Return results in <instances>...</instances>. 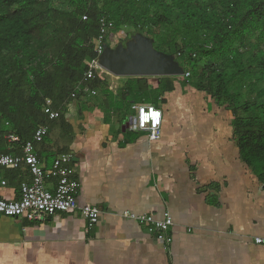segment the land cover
<instances>
[{
	"label": "crops",
	"instance_id": "1",
	"mask_svg": "<svg viewBox=\"0 0 264 264\" xmlns=\"http://www.w3.org/2000/svg\"><path fill=\"white\" fill-rule=\"evenodd\" d=\"M145 77L106 80L120 91L128 78ZM174 86L156 105L162 125L154 141L125 126L136 109L119 98L110 107L103 96L67 106L71 129L59 138L50 131L36 149L47 167L72 154L78 204L96 205L99 221L87 229L78 210L34 221L0 214V264H264V245L253 242L264 236V188L239 158L227 110ZM29 180L24 165L0 167V195L17 199ZM164 211L174 221L168 249L124 216Z\"/></svg>",
	"mask_w": 264,
	"mask_h": 264
},
{
	"label": "trees",
	"instance_id": "2",
	"mask_svg": "<svg viewBox=\"0 0 264 264\" xmlns=\"http://www.w3.org/2000/svg\"><path fill=\"white\" fill-rule=\"evenodd\" d=\"M101 18L118 30L135 27V32L152 37L155 48L173 54L189 73L128 78L119 91L121 106L130 108L138 102L156 106L175 89V81L183 93L187 86L206 92L219 106L232 109L239 158L264 186V0H0V55H10L18 72L0 82V150L8 151L9 132L18 134L22 143L45 124L49 133L41 145L59 120L67 133L71 125L65 115L71 100L79 105L84 99L93 103L105 96L108 107L115 105L100 72L79 85L86 63L95 56ZM69 71L75 73L71 76L75 83L53 105L59 116L49 120L41 107L45 95L61 85ZM83 87L95 90L96 96ZM129 100L134 102L127 105ZM18 103L35 107L28 127L16 123Z\"/></svg>",
	"mask_w": 264,
	"mask_h": 264
},
{
	"label": "built area",
	"instance_id": "3",
	"mask_svg": "<svg viewBox=\"0 0 264 264\" xmlns=\"http://www.w3.org/2000/svg\"><path fill=\"white\" fill-rule=\"evenodd\" d=\"M82 19H86V15H83ZM113 27L112 21L105 18L100 19V31L94 41L95 56L86 63L87 68L83 72L79 85L87 82L101 70H105L99 63V55L104 49V44H108L107 32ZM188 74L184 72L183 76H188ZM77 89H81L80 86H77ZM84 92H89L88 94L91 95L96 93L95 90L87 87L84 88ZM75 95L76 91H73L71 97ZM133 107L136 109V114L130 118L127 128L131 131L146 132L150 141L158 139L161 135V110L145 103L136 104ZM43 113L49 120L59 116V110L50 105L43 108ZM48 133V126L41 124L36 127L32 137L22 143L18 134L11 132L5 134L8 151L0 150V167L16 168L24 165L30 175V180L21 183L17 199H6L0 195V214L11 218L25 217L34 221L45 219L56 213L78 210L86 220L87 229H91L98 223L101 212L96 205L78 204L77 197L81 185L75 176L72 154L58 155L49 167L40 159L36 145L43 142ZM18 143L21 144L17 148ZM1 184L5 185L6 181L2 180ZM124 216L144 226L165 249L171 245L174 221L168 211H164L160 217L152 213L130 212L124 213ZM253 242L264 245V236L255 235Z\"/></svg>",
	"mask_w": 264,
	"mask_h": 264
},
{
	"label": "water",
	"instance_id": "4",
	"mask_svg": "<svg viewBox=\"0 0 264 264\" xmlns=\"http://www.w3.org/2000/svg\"><path fill=\"white\" fill-rule=\"evenodd\" d=\"M99 63L106 71L117 76L184 74V68L173 54L155 48L154 39L141 32H135L129 39L119 41L115 46L105 43L99 55Z\"/></svg>",
	"mask_w": 264,
	"mask_h": 264
},
{
	"label": "rangeland",
	"instance_id": "5",
	"mask_svg": "<svg viewBox=\"0 0 264 264\" xmlns=\"http://www.w3.org/2000/svg\"><path fill=\"white\" fill-rule=\"evenodd\" d=\"M62 5H64V4H62ZM133 34H135V27H129V28H126L124 30H118L116 27H113L112 29H110L107 32L106 38L108 39V42L111 46H115L119 41L124 42L127 39H129ZM47 49H49V48H46L45 50H47ZM100 73L105 78H107L108 74L113 75L106 70H101ZM73 74H75V73H73V71H69L68 73H65L64 77L61 78V85H55L54 88L52 89V91L49 92L50 94L45 95L44 102H43L41 107L44 108L47 105H50L53 107V105H55L56 103L61 102L60 101L61 99L58 97L62 94L63 91L67 90V88L69 86H72L75 83V81L71 80L72 79L71 76ZM16 75H18V72L14 68V64L11 60V56L7 55L6 57H2L0 55V82H3V81L5 82L9 77H15ZM150 77H159V76H150ZM106 82H107V80H106ZM107 85L113 93V99H118L119 97L117 96V94H118L119 90H118L117 86L111 85V84L109 85L108 83H107ZM186 88H187L186 89L187 91H190L192 94L197 95L200 102H203L204 105H206V107L210 104L211 105H218L217 104L218 101L215 98L211 97L206 92L198 91L192 86H187ZM44 93H46V92H43V94ZM87 93H89V92H87ZM95 96H96V94L93 95L92 98H94ZM26 97H28V93L26 94ZM104 97L105 96H103V98ZM16 99H17L16 97L13 99V100H15V103L17 102ZM84 100H86L87 103H90L88 99H84ZM84 100L80 101V103L85 102ZM74 103H75V101L71 100L70 102L67 103V105H70V104L73 105ZM208 107H210V106H208ZM223 109H226L225 106H223ZM226 110L228 112V117H230V119L232 121V119L234 117L233 112L231 111L232 109H226ZM40 112H41V110H40ZM117 114L118 113L116 111H114V114H113L114 121H116L118 118H120V115L119 114L117 115ZM35 115H36V110H35V107H33V105L28 104L25 106V104H23V106H21V104H19V103H18V112L16 114H14V116L16 118V123L20 126H23V127H28L30 125V123L33 122ZM61 127L62 126H60L59 120L57 121L56 125L52 126L51 132L54 133L55 138L56 137L59 138V136H62L63 133L67 134L65 132L66 130L65 129L63 130ZM115 127L117 128L118 125L115 124ZM0 144H3V142L1 141ZM263 188H264V186H263Z\"/></svg>",
	"mask_w": 264,
	"mask_h": 264
}]
</instances>
